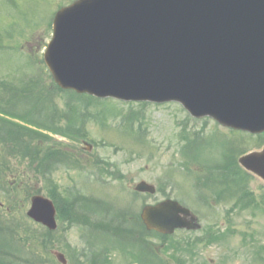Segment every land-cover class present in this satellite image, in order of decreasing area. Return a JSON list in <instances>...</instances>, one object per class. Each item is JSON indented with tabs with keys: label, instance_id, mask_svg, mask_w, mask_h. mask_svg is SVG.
Returning <instances> with one entry per match:
<instances>
[{
	"label": "water",
	"instance_id": "obj_1",
	"mask_svg": "<svg viewBox=\"0 0 264 264\" xmlns=\"http://www.w3.org/2000/svg\"><path fill=\"white\" fill-rule=\"evenodd\" d=\"M53 27L45 60L64 89L178 101L194 117L264 132V0H79ZM240 163L264 180V150ZM136 190L156 192L144 181ZM28 215L57 228L55 206L43 196L32 198ZM142 219L163 234L201 228L174 200L145 207Z\"/></svg>",
	"mask_w": 264,
	"mask_h": 264
},
{
	"label": "rangeland",
	"instance_id": "obj_2",
	"mask_svg": "<svg viewBox=\"0 0 264 264\" xmlns=\"http://www.w3.org/2000/svg\"><path fill=\"white\" fill-rule=\"evenodd\" d=\"M74 1L0 0V44L5 47L0 52V102L3 100L4 91L9 90L10 87L22 91L29 90L27 88L29 83L31 85L33 81L39 83L41 80L40 82H43L46 88L45 96L46 94L50 96V101L57 103L60 109H67V103L74 99L73 95L52 87L50 92L48 91L53 79L51 81L49 78V71L42 61L45 46L52 38L50 23L55 13ZM30 63L32 66L34 64V67ZM39 73L43 74L44 80L38 78ZM91 105L89 108L93 113L103 107L101 102L96 101H92ZM108 106L118 109L120 114L113 119L109 116L110 118L102 123L106 125L105 128L96 121H90L84 126L87 137L80 138L78 141L60 137L55 139L66 141L69 150L77 154L80 162L87 169L92 171L95 170L94 168L106 167L102 165V161H106L111 164L110 170L123 174L125 178L114 180L98 176L96 172L88 178L89 170L78 172L75 169L71 171L60 169L54 175V181L61 193L65 194L68 188L76 186L86 195L108 200L120 206L130 204L134 207L133 212H136L135 209L141 208L143 198H138L135 202L132 195L133 188L136 183L145 180L155 184L159 189L156 196L148 199L149 204L170 197L184 201L198 212L203 230L194 234L178 232L174 237L175 241L184 245L182 253L177 256L182 262L185 264H264V206L260 205V208L255 209L254 212L238 209L228 218L225 217V212L231 207L230 203L212 202L211 208L199 207L193 196L194 178H187L185 176L187 171L182 169V166L184 169L185 166L179 153L182 147L179 134L185 124L189 130L197 133L205 129L206 134L203 137L211 145L207 149H211H208V153H204L206 156L202 157L208 163L217 160L221 154V144L224 142L233 143L229 153L234 156L241 149L245 151L260 149L264 145V135L254 136L239 132L230 135L212 120L198 123L189 119V114L176 103L141 106L136 103L112 100L108 101ZM130 110L140 114L133 123L132 130L127 127L129 125L127 115ZM14 121L19 123V120ZM85 140L92 145L91 149L85 145ZM192 145H195V140L192 141ZM14 165L13 169L17 172V176L13 178L9 172L8 183L11 184L18 178L17 183L21 184L25 190L34 187L43 195L51 192L50 187L34 177L27 164L21 165L19 162L18 164L14 162ZM250 188L256 199L264 203V182L253 178ZM15 192V190L11 191L12 194ZM8 197L9 195L0 194V200L4 204H13L14 217L21 218L22 215L24 217L30 206V199L27 201L24 189L21 188L16 202L9 200ZM25 201L26 204L23 206ZM28 227H31L38 236L44 234V228L41 226L33 225L32 227L28 224ZM211 228L217 236H220L219 242L209 246L197 244L191 252L190 247L185 244L190 240L196 241L206 236V231H211ZM66 230L68 231L65 232ZM78 230L69 229L68 224H61V234L52 237L55 249L51 252L56 249L61 250L65 243H69L72 247L80 246ZM32 246L33 244L31 250ZM166 255L170 264H176L170 252H166ZM47 256L48 254L44 252L43 258L45 257L48 263L55 264L54 259L50 262ZM112 258L116 264L132 263L123 259L118 252H113Z\"/></svg>",
	"mask_w": 264,
	"mask_h": 264
},
{
	"label": "trees",
	"instance_id": "obj_3",
	"mask_svg": "<svg viewBox=\"0 0 264 264\" xmlns=\"http://www.w3.org/2000/svg\"><path fill=\"white\" fill-rule=\"evenodd\" d=\"M49 78L51 79L50 76ZM40 81H33L31 85L29 83V90L10 87L4 92L5 102H0V112L24 124L6 118L0 119V171L5 168L17 175L11 162L27 164L37 180H43L51 187L60 220L67 222L70 227L81 229L84 235L87 233L80 248L65 244L70 264H113L110 258L113 251L130 255L139 264H170L166 252L172 249L181 251L183 244L172 240L171 236L148 232L139 214H132L126 208L118 209L102 204L101 201L85 196L75 189L68 191V197L60 196L53 175L58 168L76 166L75 162L79 164V161L66 146L43 132L61 135L69 140H79L84 136L85 124L98 120L97 115L101 114L90 111L89 107L92 106V101L97 102L96 99L69 91L66 93H71L76 101L73 99L67 103L66 110L60 109L57 103L50 101V96H45L46 88ZM51 87L60 90L54 82L49 84V92ZM139 115L128 116L130 129ZM202 134L204 135L203 132ZM203 135L197 134L194 139L180 136V140L185 142L180 152L186 171L194 177L197 202L204 207H210L212 202H231V211L235 208L240 211L259 208L261 203L257 202L249 189L250 175L239 166L236 156L229 153L230 145L221 144V154L217 161L207 163L202 156L203 153H208L211 148L207 147L211 145ZM194 140L195 145H192ZM109 174L115 175L114 172ZM19 187L18 183H13L11 188L18 191ZM34 191L35 188L31 187L30 193L26 195L29 197ZM34 193H39V190ZM18 196L14 194L15 198ZM12 215L8 211L6 217ZM23 232L24 238H19ZM55 234L56 232L45 229V234L38 236L31 228L24 227L15 220L3 219V213H0V264H46L43 254L46 252L51 257L48 249L54 246L52 237ZM153 238L158 240L157 243L150 241ZM205 240L210 245L217 243L220 237L214 232L208 233L204 238L187 242V246L194 248L196 243L202 244ZM29 242L33 243L32 250ZM133 250L137 252L133 253ZM179 263L184 264L180 261Z\"/></svg>",
	"mask_w": 264,
	"mask_h": 264
}]
</instances>
